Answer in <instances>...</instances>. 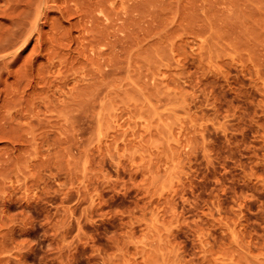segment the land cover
<instances>
[{"label":"rangeland","instance_id":"374dc122","mask_svg":"<svg viewBox=\"0 0 264 264\" xmlns=\"http://www.w3.org/2000/svg\"><path fill=\"white\" fill-rule=\"evenodd\" d=\"M0 264H264V0H0Z\"/></svg>","mask_w":264,"mask_h":264}]
</instances>
